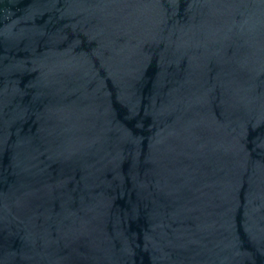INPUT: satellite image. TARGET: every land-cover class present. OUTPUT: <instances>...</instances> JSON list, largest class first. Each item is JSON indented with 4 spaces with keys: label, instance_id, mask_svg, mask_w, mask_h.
Returning a JSON list of instances; mask_svg holds the SVG:
<instances>
[{
    "label": "water",
    "instance_id": "obj_1",
    "mask_svg": "<svg viewBox=\"0 0 264 264\" xmlns=\"http://www.w3.org/2000/svg\"><path fill=\"white\" fill-rule=\"evenodd\" d=\"M0 264H264V0H0Z\"/></svg>",
    "mask_w": 264,
    "mask_h": 264
}]
</instances>
